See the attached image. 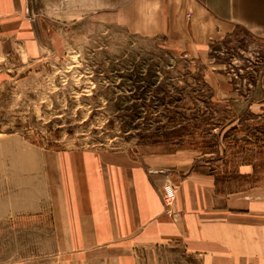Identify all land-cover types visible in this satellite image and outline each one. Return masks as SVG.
<instances>
[{
  "label": "rangeland",
  "instance_id": "1",
  "mask_svg": "<svg viewBox=\"0 0 264 264\" xmlns=\"http://www.w3.org/2000/svg\"><path fill=\"white\" fill-rule=\"evenodd\" d=\"M38 11L30 0L24 14L35 56L20 45L0 56V264H77L49 210L66 152L202 170L223 190L264 184L243 175L264 170V39L237 27L193 51L96 15L64 25ZM150 245L135 264H191Z\"/></svg>",
  "mask_w": 264,
  "mask_h": 264
},
{
  "label": "crops",
  "instance_id": "2",
  "mask_svg": "<svg viewBox=\"0 0 264 264\" xmlns=\"http://www.w3.org/2000/svg\"><path fill=\"white\" fill-rule=\"evenodd\" d=\"M29 4L0 0V56L20 46L35 56L34 25L24 15ZM32 5L39 13L47 9L60 24L96 15L193 51L237 27L264 39V0H32ZM57 158L51 164L57 165L58 180L55 187L50 183L49 210L56 236L77 264H135L132 253L142 242L176 246L191 264H264V184L223 190L213 173L180 167L170 173L163 165L95 151ZM251 174L248 167L243 175ZM34 179H41V166ZM165 185L174 192L171 205L161 195Z\"/></svg>",
  "mask_w": 264,
  "mask_h": 264
},
{
  "label": "trees",
  "instance_id": "3",
  "mask_svg": "<svg viewBox=\"0 0 264 264\" xmlns=\"http://www.w3.org/2000/svg\"><path fill=\"white\" fill-rule=\"evenodd\" d=\"M262 167H263V165L261 164V163H259V162H254L253 164H252V175H251V178H253V179H255L256 180V182H262V177H263V171L264 170H262Z\"/></svg>",
  "mask_w": 264,
  "mask_h": 264
},
{
  "label": "built area",
  "instance_id": "4",
  "mask_svg": "<svg viewBox=\"0 0 264 264\" xmlns=\"http://www.w3.org/2000/svg\"><path fill=\"white\" fill-rule=\"evenodd\" d=\"M165 192H166L167 198L173 197L172 189L169 186H165Z\"/></svg>",
  "mask_w": 264,
  "mask_h": 264
}]
</instances>
